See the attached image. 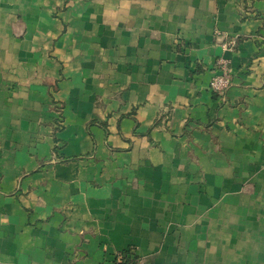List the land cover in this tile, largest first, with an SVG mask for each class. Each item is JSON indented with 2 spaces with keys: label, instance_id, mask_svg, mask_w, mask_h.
<instances>
[{
  "label": "crops",
  "instance_id": "crops-1",
  "mask_svg": "<svg viewBox=\"0 0 264 264\" xmlns=\"http://www.w3.org/2000/svg\"><path fill=\"white\" fill-rule=\"evenodd\" d=\"M128 250L264 264V0H0V264Z\"/></svg>",
  "mask_w": 264,
  "mask_h": 264
},
{
  "label": "built area",
  "instance_id": "built-area-1",
  "mask_svg": "<svg viewBox=\"0 0 264 264\" xmlns=\"http://www.w3.org/2000/svg\"><path fill=\"white\" fill-rule=\"evenodd\" d=\"M229 42L227 41L224 44ZM231 78L230 60L224 56H219L216 59V72L209 80L210 90L218 95L223 94L231 84ZM116 259L119 264H140L133 250L119 252Z\"/></svg>",
  "mask_w": 264,
  "mask_h": 264
}]
</instances>
